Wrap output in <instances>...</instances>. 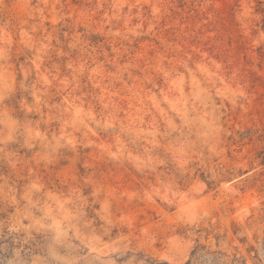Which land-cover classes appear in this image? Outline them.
<instances>
[{
    "label": "rangeland",
    "instance_id": "rangeland-1",
    "mask_svg": "<svg viewBox=\"0 0 264 264\" xmlns=\"http://www.w3.org/2000/svg\"><path fill=\"white\" fill-rule=\"evenodd\" d=\"M0 264H264V0H0Z\"/></svg>",
    "mask_w": 264,
    "mask_h": 264
}]
</instances>
